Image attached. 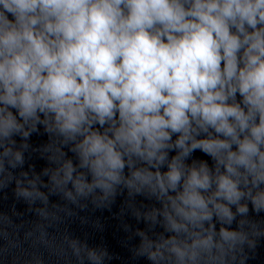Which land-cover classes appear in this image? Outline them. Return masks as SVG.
<instances>
[{"label": "clouds", "instance_id": "obj_1", "mask_svg": "<svg viewBox=\"0 0 264 264\" xmlns=\"http://www.w3.org/2000/svg\"><path fill=\"white\" fill-rule=\"evenodd\" d=\"M33 134L48 140L33 148ZM31 152L40 173L24 168ZM11 185L51 221L126 193L147 226L133 253L151 264H246L264 237V0H0V190ZM64 242L79 264L112 259Z\"/></svg>", "mask_w": 264, "mask_h": 264}]
</instances>
